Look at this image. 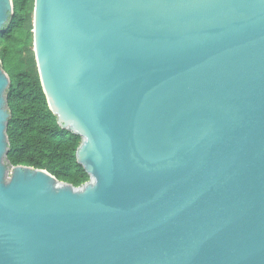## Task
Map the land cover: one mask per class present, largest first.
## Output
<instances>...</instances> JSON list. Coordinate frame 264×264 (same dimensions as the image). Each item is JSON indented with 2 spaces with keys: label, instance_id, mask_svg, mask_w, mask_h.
<instances>
[{
  "label": "water",
  "instance_id": "95a60500",
  "mask_svg": "<svg viewBox=\"0 0 264 264\" xmlns=\"http://www.w3.org/2000/svg\"><path fill=\"white\" fill-rule=\"evenodd\" d=\"M33 49L90 179L11 163L0 58V264H264V0H35Z\"/></svg>",
  "mask_w": 264,
  "mask_h": 264
},
{
  "label": "trees",
  "instance_id": "16d2710c",
  "mask_svg": "<svg viewBox=\"0 0 264 264\" xmlns=\"http://www.w3.org/2000/svg\"><path fill=\"white\" fill-rule=\"evenodd\" d=\"M14 14L0 30V58L11 77L8 125L13 165L46 169L58 179L75 186L90 176L78 162L81 136L62 128L49 107L33 49L35 0H13Z\"/></svg>",
  "mask_w": 264,
  "mask_h": 264
}]
</instances>
